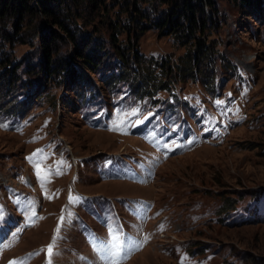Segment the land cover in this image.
Instances as JSON below:
<instances>
[{
	"label": "rangeland",
	"instance_id": "374dc122",
	"mask_svg": "<svg viewBox=\"0 0 264 264\" xmlns=\"http://www.w3.org/2000/svg\"><path fill=\"white\" fill-rule=\"evenodd\" d=\"M134 1L100 0L101 9L91 2L98 9L73 12L79 25L65 32L38 14L39 25L58 35L55 61L69 63L64 78L47 77L38 34L4 40L0 209L11 232L0 264H48L58 227L52 264H89L85 256L100 253L96 245L110 230L127 242L129 231L149 236L126 264H264V2L203 0L201 28L189 34L176 14L169 26L171 4ZM5 19L0 32L12 28L14 18ZM200 39L210 48L209 67L199 63L182 78L181 60ZM81 41L98 70L79 59ZM159 76L166 87L141 90ZM168 131L183 141L169 144L180 152L158 164L150 181L140 177L146 164L133 180L102 177L111 157L145 159ZM37 164L49 179L37 176ZM20 218L27 228L16 236Z\"/></svg>",
	"mask_w": 264,
	"mask_h": 264
},
{
	"label": "trees",
	"instance_id": "16d2710c",
	"mask_svg": "<svg viewBox=\"0 0 264 264\" xmlns=\"http://www.w3.org/2000/svg\"><path fill=\"white\" fill-rule=\"evenodd\" d=\"M99 1L100 0H0V18L3 19V21H7V19L5 18H10V17L14 18L12 20V28L8 29L7 26L6 27L3 26L2 31L0 32V54L3 55V57L5 56L2 51L4 50L3 49L4 40L7 41V39H10L9 41H12L14 39H17L19 41V35L22 32H24L25 34L28 33V35L30 34L31 36L38 34L37 38L40 40L42 55L45 61L44 69L46 70L47 77L50 78L53 76H58L64 78L65 74L67 77L68 74L67 70L69 69L68 67L69 63L67 61H60V62L55 61L61 55V53L59 52H56L57 54H54V51L56 50L55 40L58 35L55 36L50 29H46L45 26L39 25L38 14L44 15V20H46L51 26L57 27L65 32L66 29L69 28V25L70 24L72 25L73 22L75 23L74 27H78L79 25L78 18H73V16L71 15L73 12H74L73 14L75 15L80 9L84 7L90 9V6L92 9L94 8L101 9L102 4H100ZM144 1L146 3L148 2L151 3V1L154 0H135L133 5L134 4L138 5L141 2L144 3ZM241 1L244 4H248L251 0H241ZM91 2L94 3L95 5H97L96 3H98L99 4L97 5L98 8L97 6L92 5ZM161 2L165 5L166 4L172 5L170 12V20L168 22L169 26L170 24H172V26H175V24L172 23V19L173 16H175L176 14L177 18L183 19L184 22L189 23V26L186 29L189 34L195 32L196 27L201 28V26L198 25V22L199 20H201L204 13L203 0H161ZM259 2L261 3V0ZM70 10L72 11L70 12ZM63 14H66V16ZM259 14H261V11L259 12ZM25 20H28L26 27L24 26ZM35 21L37 22L34 23ZM22 26L25 28L24 31L22 30L20 31V27ZM174 32L175 29H173V33ZM187 32L185 31V29L183 30L182 33H184V37H186ZM182 33H180L179 35L181 36ZM194 37L195 36L191 34L190 37H186V38H194ZM188 41L189 40H186L184 42L183 40H181V43L186 44L188 43ZM193 47L194 50H190L189 54L184 59L181 60L182 63L179 65L180 70L178 71L180 72L182 78L194 76V74L196 73L195 66H197V64L199 63L204 66V70H207V68L209 67L207 63V61L211 57L209 46L206 45L200 39L197 40L195 44H193ZM75 50L77 55L79 56V59L83 60V62L85 63L84 65L87 66V68H89L90 70H95L96 68L97 70L99 69V67L96 66V62L97 63L99 62V60L96 59L97 56L96 53L95 55H92V52L89 53L91 54L92 59H96L95 61L90 60L89 59L90 56L84 54V47L82 45V41L80 44L77 43L75 44ZM118 51L121 52L120 57L125 60L126 56L123 53L124 50L118 48ZM134 54L138 56V51H136ZM0 60H2V58H0ZM9 64L4 62V66H6L5 70L8 74L11 73L13 75L12 78H14L16 77L17 72L12 71L11 68L9 69ZM125 66H126L125 68L128 70L129 63L126 61H125ZM18 70L19 67L17 71ZM126 73L129 74V72ZM69 74H70L69 76L70 83L72 85L76 82V80H78L79 75L76 74L75 67L72 68ZM166 85L167 82L162 81L159 76V78L155 77L152 80L149 79L148 81H146L145 84L142 86L141 90L142 91L146 90L147 92L151 93L153 91L155 92L156 90L166 87ZM4 107L6 106H4L3 102L0 101V108H4Z\"/></svg>",
	"mask_w": 264,
	"mask_h": 264
},
{
	"label": "snow or ice",
	"instance_id": "6c2138e0",
	"mask_svg": "<svg viewBox=\"0 0 264 264\" xmlns=\"http://www.w3.org/2000/svg\"><path fill=\"white\" fill-rule=\"evenodd\" d=\"M220 103V102H218ZM34 156L36 154H33ZM29 159H33V157H29ZM37 168V176L45 181L50 178L51 172L46 171L42 175V170L39 164L36 165ZM79 200L78 197H70V202H77ZM36 213L34 211L31 212L29 219L31 220L35 217ZM0 218H2V209H0ZM64 216L60 217V224L62 225L64 222ZM163 227V226H162ZM59 236V227L56 229V235L53 237V242L47 246V255H48V264H52V256L55 254V244L56 239ZM128 242L126 243V238H123L122 235L114 230H110V239L107 241H100L98 245H96L97 250L101 253V260L104 261V264H121L123 258H125L131 251L138 250L142 247V242H138L132 240L131 238H127ZM147 239V238H145ZM10 264H17L15 261H10Z\"/></svg>",
	"mask_w": 264,
	"mask_h": 264
}]
</instances>
